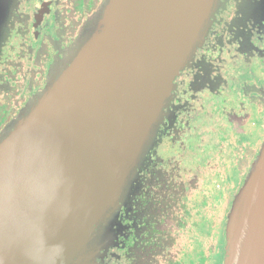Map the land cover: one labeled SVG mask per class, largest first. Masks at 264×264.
Masks as SVG:
<instances>
[{"label": "water", "instance_id": "obj_1", "mask_svg": "<svg viewBox=\"0 0 264 264\" xmlns=\"http://www.w3.org/2000/svg\"><path fill=\"white\" fill-rule=\"evenodd\" d=\"M10 0H0V14ZM220 0H107L0 140V264H82L108 243L173 82ZM84 32L86 33L85 37ZM264 264V143L229 218L232 264Z\"/></svg>", "mask_w": 264, "mask_h": 264}, {"label": "flooded vegetation", "instance_id": "obj_2", "mask_svg": "<svg viewBox=\"0 0 264 264\" xmlns=\"http://www.w3.org/2000/svg\"><path fill=\"white\" fill-rule=\"evenodd\" d=\"M100 1L10 0L2 10L0 132L44 90L48 68L63 60ZM207 102L218 105L207 110ZM240 113L248 119L240 120ZM197 117L222 124L225 149L198 147L190 166L173 165L165 152H176L179 133L198 134ZM159 123L108 243L82 264H223L232 207L264 141V0H220L205 38L173 82ZM221 154L228 155L229 167ZM217 177L225 188L221 219L209 203L204 215L194 217L190 183Z\"/></svg>", "mask_w": 264, "mask_h": 264}, {"label": "rangeland", "instance_id": "obj_3", "mask_svg": "<svg viewBox=\"0 0 264 264\" xmlns=\"http://www.w3.org/2000/svg\"><path fill=\"white\" fill-rule=\"evenodd\" d=\"M105 1H107V0H103V1L101 0L99 3V7H97L95 9V11L89 15V17L87 18V21L84 23V25L80 31L78 37L75 39L73 44L64 53L63 58H62L63 60L60 63L59 62L56 63L57 61L54 62L52 64V66H50V68H48L49 74H48L47 81L53 75V73L56 70L62 69V65L64 64V61L66 60V58L71 56L72 53L74 52L75 48H77L79 46V44L83 41V38L81 37L82 31L88 27V25L91 23V21L93 19L96 20L98 18V13L101 10L102 6L104 5ZM219 8H220V6H219ZM80 10L81 9H79V11ZM85 34L86 33L84 32V35H83L84 37L86 36ZM47 81L45 83V87H46ZM38 96H36L35 99ZM214 103H215V105H214ZM217 105L218 104H216V102H213V103L207 102L205 107L207 110H213L217 107ZM29 107H30V105L28 106V108ZM238 117H240V120L241 119L242 120L248 119V117L244 113H240ZM197 118L201 121L200 127H199V125L197 127V128H199V130L197 131L198 134L194 135L193 130H191V131L189 130L186 133H179V136H176V152L175 153L171 152V151L165 152L166 153L165 154L166 159L167 158L169 160L174 159L173 165H175L177 163L180 167H182L183 163H187V165L190 166L191 162H192V158L195 156L196 149L198 147H204V148H209V149L215 148L217 150H220V149L224 150L225 149L224 144H223V146H220L222 143L220 140V135L218 134V127H219V125H222V124L219 122L215 123L213 120H208L207 122H204V120H201L202 118H200V117H197ZM17 119H19V118H16V119L14 118V123L17 121ZM195 121H196V119H192L193 123L191 122V127H192V125L193 126L195 125ZM237 122H239L238 119H237ZM159 124H158V127H159ZM11 125H12V123L8 124V126H11ZM158 127L155 131V134H154L152 140H150V145L148 147V150L145 152V154L148 153V151L151 149V147L155 143L154 138H155V135L157 134ZM192 129H193V127H192ZM229 130H231V129H229ZM7 132H8L7 129L2 130L0 132V140L2 139V137H4L7 134ZM194 141H199V144H194ZM184 149H186V151ZM183 154L185 155L186 158H182ZM144 155H143V157H144ZM166 155H167V157H166ZM221 156L224 160H227V163H228L227 166L229 167V161L227 158L228 155L227 154H221ZM143 157L139 162V166H138L137 170L140 168V166L142 164ZM137 170H136V173H137ZM251 170H252V167L248 171L249 172L248 175L250 174ZM176 171H177V168H176ZM177 175L178 174L176 173V176ZM135 176H136V174L131 179V182L129 183L130 185H128L127 188L125 189L122 201L127 197L128 193L131 191L132 184L135 181ZM211 181L207 182V183H202L200 185H198V184L195 185V183H192V182L190 183V185H192V187H195V188L192 190H189L187 198L189 201V207L191 209V213L194 217L199 218L205 214L206 211L203 209L204 203L211 204L212 210L216 213L217 220L221 219V217L223 215V210L221 208L224 207L225 202H226L223 199L224 198V190H225L224 185L222 184L220 177H217ZM185 184H187V183H185ZM235 205H236V203L233 204L230 216L232 215V213L234 211ZM228 234H229V227L227 228V231L225 233V239L223 238V245L226 247L228 246V243H229ZM212 245H213L212 249L216 250L217 246L215 245V243H212ZM220 250H221V248H220ZM226 255H227V251L225 250L223 264H225Z\"/></svg>", "mask_w": 264, "mask_h": 264}, {"label": "bare ground", "instance_id": "obj_4", "mask_svg": "<svg viewBox=\"0 0 264 264\" xmlns=\"http://www.w3.org/2000/svg\"><path fill=\"white\" fill-rule=\"evenodd\" d=\"M255 201H256V197H255V196L249 198V210H250V216H249V218H248L249 220H248V222H247V224H246V226H245V229H244V231H243V235H242V239H241V241L239 242V245H238V247L240 246V249H239V251L236 253V256H235L234 261H233L232 264H237V263H238V261H239V259H240V251H241V247H242V245L244 244V241H245L246 236L248 235L249 231L251 230V229H250V228H251V222H250V220H251V215H252L253 211H254L255 208H256V203H255ZM251 221H252V220H251Z\"/></svg>", "mask_w": 264, "mask_h": 264}, {"label": "trees", "instance_id": "obj_5", "mask_svg": "<svg viewBox=\"0 0 264 264\" xmlns=\"http://www.w3.org/2000/svg\"><path fill=\"white\" fill-rule=\"evenodd\" d=\"M263 143H264V141H263ZM263 143H262V145H263ZM262 145H261V147H262ZM260 150H261V148H260Z\"/></svg>", "mask_w": 264, "mask_h": 264}]
</instances>
